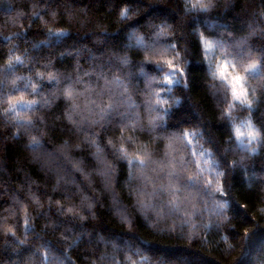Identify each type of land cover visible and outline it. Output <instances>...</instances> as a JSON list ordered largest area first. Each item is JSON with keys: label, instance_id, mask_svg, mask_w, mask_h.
Listing matches in <instances>:
<instances>
[{"label": "trees", "instance_id": "16d2710c", "mask_svg": "<svg viewBox=\"0 0 264 264\" xmlns=\"http://www.w3.org/2000/svg\"><path fill=\"white\" fill-rule=\"evenodd\" d=\"M192 2L0 0V264H264V144L234 132L264 139V0ZM237 53L259 68L229 118L211 72ZM21 98L37 103L5 115Z\"/></svg>", "mask_w": 264, "mask_h": 264}, {"label": "snow or ice", "instance_id": "6c2138e0", "mask_svg": "<svg viewBox=\"0 0 264 264\" xmlns=\"http://www.w3.org/2000/svg\"><path fill=\"white\" fill-rule=\"evenodd\" d=\"M208 5L204 2V0H194L190 4L191 10H200V11H207ZM127 9L124 13H122V17H126ZM264 15V13H261ZM174 47V45L172 46ZM215 47H222V45H214L212 41L205 40L204 41V50L205 52L212 51ZM165 53L167 52V49L163 50ZM236 57L238 59L236 62H233L232 60L227 59L225 56L224 59L217 62L215 65L214 70H212L211 75L215 80H218L220 82L219 86L222 87L226 92L230 93L232 103L228 105V111L225 113V115L229 118H231V109L240 107V108H246L249 111L251 110L253 106V100L250 98V89L248 87L249 79L255 78V75L257 74L259 65L257 63H247L245 65L244 61H251L252 56H244L242 53H237ZM16 63H22L19 57L16 58ZM168 68L170 71L165 75V78L162 83L167 85L172 84H179L181 83V80L176 78L177 76H183L184 69L176 67L171 60L166 61ZM9 68L12 67V63L10 62L8 65ZM161 71L163 69H160ZM50 81H55V76L49 77ZM31 87L33 91H36V88L34 85H25V89ZM169 92L171 91V88L167 89ZM252 93H254V90H252ZM65 95L71 100L73 98V92L71 89L67 90L65 92ZM123 101H117V103H121ZM37 101L32 100L27 103L23 101L21 98L19 101H17L15 104L12 103L11 100H9V104H11V107L8 108L5 111V115L9 114H15L17 120H23V118L20 116V112L24 111L25 109H31L32 105L36 104ZM159 103V102H158ZM149 112L154 110L153 106L151 105V102H149ZM113 105H109V108H112ZM157 120L159 117L156 118ZM15 122V121H14ZM24 124L31 125L32 121L27 120L23 121ZM150 124L152 126H155V121H150ZM235 137L236 140L239 142L241 146L245 145V142L247 145L253 144V142L259 141L261 144H264V139H261L260 133L254 128L252 123L249 122H242L241 126H236L234 128ZM196 133H184L183 137L187 138L189 136L195 137ZM188 144L192 143L191 139L187 140ZM33 144H38V141L33 139ZM254 152L255 149H252ZM118 152L123 154L124 158H127L128 152L125 148L121 147L118 149ZM140 154L134 155L131 160H129V164L133 165V167H139L141 169L147 168L149 163H154L151 160L150 154L144 152L142 149L138 150ZM193 155H196V153H193ZM200 155H204L203 151H201ZM182 166V161L180 162ZM177 160L175 158L162 160L159 162V167L161 172H165L169 179L176 178V168ZM106 175H110V171L106 172ZM218 175H222V173H219ZM163 177H161L162 179ZM212 184V181H208V186L210 187ZM171 191V185H161L160 191L163 193L164 191ZM217 192H220L221 189L217 187L215 189ZM155 194V193H154ZM169 204L171 207L169 208L170 213H175L179 211V206L175 203V201H169ZM143 207H149L150 205L145 204L142 202ZM27 225V222H26Z\"/></svg>", "mask_w": 264, "mask_h": 264}]
</instances>
